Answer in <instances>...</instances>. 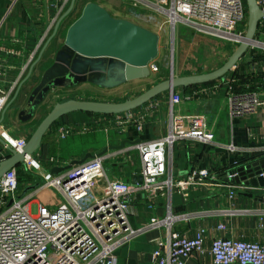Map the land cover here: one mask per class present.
Instances as JSON below:
<instances>
[{
  "label": "crops",
  "instance_id": "0c3cea01",
  "mask_svg": "<svg viewBox=\"0 0 264 264\" xmlns=\"http://www.w3.org/2000/svg\"><path fill=\"white\" fill-rule=\"evenodd\" d=\"M95 2L110 11L105 4ZM69 5L70 3L65 4L62 0H0V89H13L14 97L20 87L18 107L14 108L16 113H13L12 119L18 120V112L44 71L53 63L55 52L64 43L63 40L58 48L41 58L29 75L32 65L50 37V29ZM72 23L68 25L65 36ZM210 40L214 43L209 46V51L214 50L217 43L216 40ZM254 47L256 46L249 48L251 54L242 58L225 79L180 89L193 100L188 104L189 108L206 116L208 129L214 133L215 139L208 143L187 138L177 140L171 151L175 179L186 182L194 172L208 169L209 184L196 181L170 187L166 184L167 175L151 178L149 187L131 204L130 223L138 231L120 241L113 252L116 264H152V253L157 248V240L167 234L163 225L154 226L152 221L164 219L169 212L175 217L174 228L177 231L187 236H194L197 232L204 234L203 252L191 256L188 264H213L210 246L216 237L264 242V200L261 187L238 184L227 179L238 162L264 150V46H257V49ZM194 67L197 66L186 65L184 73L180 70L177 74L203 72ZM34 77L38 81H33ZM247 89L257 92L262 104L252 112L230 114L229 94ZM129 95L136 94L129 92ZM182 109L187 111L184 106ZM169 110L166 92L134 110L114 116V126L108 132L94 128L89 132L78 131L61 139L58 134L60 125L94 126V122L100 117V114L83 111L68 113L50 127L43 137L41 147L31 158L45 171H51L54 166H65L75 159L83 158L87 153L97 154L109 144H118L125 138L140 139V142L158 138L168 131ZM10 111L7 109L0 119L2 127L9 131L15 126L13 123H6ZM33 119L34 117L20 122L17 136L29 139L38 126L32 122ZM137 123L142 124L141 130H138ZM110 133H114V136H110ZM9 154L0 138V161ZM52 157L60 161L53 163ZM21 166L32 175V179L25 184L20 182V192L25 193L26 188L37 184L41 177L28 170L25 162ZM104 166L114 179L132 182L133 176L140 174L137 144H127L122 150H109L104 158ZM231 185L236 190L234 196L229 192ZM36 197L39 203L51 204V201L54 205L53 202L56 201L55 194L42 191L34 196L30 204ZM220 225L226 228L220 229Z\"/></svg>",
  "mask_w": 264,
  "mask_h": 264
},
{
  "label": "built area",
  "instance_id": "2783aa9c",
  "mask_svg": "<svg viewBox=\"0 0 264 264\" xmlns=\"http://www.w3.org/2000/svg\"><path fill=\"white\" fill-rule=\"evenodd\" d=\"M71 1L62 0L65 4ZM128 1L134 9L144 4L154 6L172 22H190L205 34L216 37L241 36V27L247 25L248 20L245 0ZM257 2L264 10V0ZM149 68L151 74L159 71V65L154 61L149 63ZM12 93L13 89H0V119L13 99ZM167 93L170 103L167 133L137 143L143 184L114 179L104 166L106 155L89 158L57 175L45 171L29 156L25 160L27 169L41 178L36 188L25 193L20 192L18 167L5 173L0 179V191L7 195L5 201H0V264H116L114 250L122 239L138 231L130 223L131 204L149 187L151 178L167 175L166 184L170 187L196 181L209 184L208 169L194 172L186 182L175 179L173 144L184 138L213 142L215 135L208 129L206 116L188 109V104L193 101L189 95L180 89ZM261 104L258 93L249 89L231 92L228 97L230 114L252 112ZM114 116L118 115L100 114L94 126L62 124L59 137L66 139L78 131L89 132L94 128L108 132L114 126ZM1 122L0 138L4 149L21 150L28 139L4 129ZM142 127L137 123L138 130ZM51 161L60 160L52 157ZM260 190L264 200V187ZM42 191L55 194L54 205L50 201L51 204L38 203L36 211L27 209L34 196ZM229 192L231 196L235 195L234 185ZM174 222L171 212L164 219L152 221V225H163L167 229L166 237L157 240L152 264H188L191 256L203 252V232L187 236L174 228ZM219 227L226 228L224 225ZM210 252L213 264H264V242L216 237Z\"/></svg>",
  "mask_w": 264,
  "mask_h": 264
},
{
  "label": "water",
  "instance_id": "95a60500",
  "mask_svg": "<svg viewBox=\"0 0 264 264\" xmlns=\"http://www.w3.org/2000/svg\"><path fill=\"white\" fill-rule=\"evenodd\" d=\"M75 3L76 0H72L68 9L57 20L53 33L42 48L39 58L32 65L29 75L42 58L50 41L56 36L61 21L73 10ZM246 4L247 30L243 36L224 35L238 41L239 45L221 66L211 71L188 75L171 73L168 78L122 101L68 98L55 103L31 134L26 145L21 150L9 149L10 154L0 161V179L8 170L19 166L26 158L34 155L41 147L43 137L50 127L68 113L83 111L108 115L120 114L134 110L174 89L225 79L251 46H262L264 43L257 39L259 24L264 19V10L257 0H246ZM159 40V35L151 29L130 19L115 17L107 8L95 1L87 2L81 15L69 26L64 43L55 52L53 63L44 71L40 81L18 112V120L21 122L31 120L48 93L56 88L75 87L83 83H91L102 88H115L126 82L149 77L151 75L149 63L159 54ZM250 60L249 58L248 61ZM19 93L20 87L10 104L16 100ZM140 141V139H122L120 143L109 144L97 154L87 153L83 158L75 159L65 166H54L51 173L60 174L65 169L80 165L89 158L105 156L109 150H122L127 144L133 145ZM227 179L238 184L264 187V150L238 162ZM132 183L143 184V175L135 174ZM37 186L38 183L28 186L25 191ZM141 196L139 194L137 197Z\"/></svg>",
  "mask_w": 264,
  "mask_h": 264
},
{
  "label": "rangeland",
  "instance_id": "374dc122",
  "mask_svg": "<svg viewBox=\"0 0 264 264\" xmlns=\"http://www.w3.org/2000/svg\"><path fill=\"white\" fill-rule=\"evenodd\" d=\"M89 1H99L105 4L110 9V13L115 17L130 19L156 32L160 37L159 54L153 61L158 63L159 71L152 73L147 78L126 82L115 88H102L91 83H83L71 88H56L50 91L44 101L38 106L34 119L32 120L35 126L40 123L54 104L59 101L68 98L122 101L130 96L129 92L137 95L154 84L168 78L171 73L178 75L177 72L180 70L184 73L183 68L186 65L190 67L196 65L197 67H194V69H199V71L202 70L203 72L214 70L221 66L239 45V42L236 40L207 35L190 22H172L168 16L157 11L154 6H146L144 4L141 8L134 9L130 6L128 0H76L73 10L61 21L56 36L48 44L42 58L47 57L49 52L58 48L63 43L68 25L81 15L85 4ZM54 27L50 29V36L53 33ZM180 33L182 34L178 37ZM210 39L216 40L215 42L217 43L213 47L214 50L210 49L209 51V46L214 43ZM257 39L262 40V42L264 41V29L260 30L259 33L257 32ZM262 46H264V43ZM254 48L257 49V46ZM249 54H251L250 49L243 58ZM32 80L38 81V78L34 77ZM18 102L17 97L10 104L8 109L11 110V113L6 122L8 125L10 123L15 125L11 127L13 128L11 132L14 135L19 134V126H21V121L12 119L13 113L16 111L14 108L18 107ZM188 109L193 111L189 106ZM110 136H114V133H110ZM17 167L22 185L32 179L31 173L26 171L23 166L20 167L19 165ZM5 198H7V195L0 191V201H5ZM37 199L38 197L30 205H27L26 208L36 211L39 203Z\"/></svg>",
  "mask_w": 264,
  "mask_h": 264
},
{
  "label": "trees",
  "instance_id": "16d2710c",
  "mask_svg": "<svg viewBox=\"0 0 264 264\" xmlns=\"http://www.w3.org/2000/svg\"><path fill=\"white\" fill-rule=\"evenodd\" d=\"M245 4H246V0H245ZM246 8H247V4H246ZM261 29H264V23H263V21L262 22H260V24H259V28H258V31H260ZM205 84V83H204ZM182 90H185V89H187V88H181ZM56 123V122H55ZM54 123V124H55Z\"/></svg>",
  "mask_w": 264,
  "mask_h": 264
},
{
  "label": "bare ground",
  "instance_id": "6f19581e",
  "mask_svg": "<svg viewBox=\"0 0 264 264\" xmlns=\"http://www.w3.org/2000/svg\"><path fill=\"white\" fill-rule=\"evenodd\" d=\"M246 30H247V25H243V26L241 27V32H243V34H242L241 36H243V35L245 34ZM131 90H132V89H131ZM126 91H127V90H126Z\"/></svg>",
  "mask_w": 264,
  "mask_h": 264
}]
</instances>
